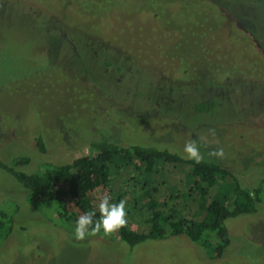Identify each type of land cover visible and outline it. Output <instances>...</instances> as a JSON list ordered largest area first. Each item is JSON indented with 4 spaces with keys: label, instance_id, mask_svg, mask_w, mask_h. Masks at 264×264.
I'll list each match as a JSON object with an SVG mask.
<instances>
[{
    "label": "rangeland",
    "instance_id": "1",
    "mask_svg": "<svg viewBox=\"0 0 264 264\" xmlns=\"http://www.w3.org/2000/svg\"><path fill=\"white\" fill-rule=\"evenodd\" d=\"M196 99L214 105L195 110ZM101 132L122 147L153 144L183 157L195 140L204 159L231 170L256 209L224 221L229 242L219 256L183 234L133 247L119 241V231L77 240L76 224L58 221L54 207L29 199L0 169V207L13 218L0 237V264H264L261 2L0 0V161L23 173L51 171L57 192L65 184L55 168L89 155ZM36 134L44 152L32 144ZM221 148L223 158L208 155ZM146 165L144 191L132 178L134 161L110 182L93 176L91 206L98 210L105 194L111 203L126 200V210L134 203L135 232L146 230L148 198L168 216L187 207L191 218L202 217L186 166ZM216 195L212 185L206 203ZM76 198L60 202L78 218Z\"/></svg>",
    "mask_w": 264,
    "mask_h": 264
},
{
    "label": "trees",
    "instance_id": "2",
    "mask_svg": "<svg viewBox=\"0 0 264 264\" xmlns=\"http://www.w3.org/2000/svg\"><path fill=\"white\" fill-rule=\"evenodd\" d=\"M257 1L264 5V0ZM213 103L214 101L209 99H196L192 105L195 110L206 111L212 109ZM101 133L103 136L92 137L89 141L91 150L89 155L75 157L70 162L55 168L59 173H63L65 184L64 188L57 192L54 191L56 190L55 175L49 170L40 173H23L7 167L2 161H0V169L13 177L18 185L26 191L29 199L32 196H37L40 197L41 203L54 207L57 220L70 224L72 228L78 218L66 209L65 205L60 202V198L64 195L70 196L71 199L77 196L74 206L81 215L93 210L94 208L86 195L87 191L95 186L92 180L93 176L98 177L99 181L103 179L110 182L119 171L128 173L129 167L134 161L132 178H135L136 183L143 190L148 186L151 174L150 167L146 165V162L152 164L161 161L174 167L186 166V177L191 183L188 192L197 194V206L203 212L202 217L199 220L191 218L187 207L186 212L182 209L179 212L174 211L176 213L172 214L173 217L168 216L160 212L162 204L148 198L143 203L149 212L145 219L146 230L135 232L129 228V218L134 210V203H132L133 210L130 208L126 210L127 226L119 230L118 236L119 241L128 247L148 240H161L170 235L183 234L190 241L199 244L206 252H209V255L214 252L216 256H219L229 242L224 221L228 217L252 212L256 209L254 203L251 202L252 196L249 191L240 187L231 170L218 162L204 159L203 162L197 164L194 160L153 144L135 143L122 147L116 139L107 138L106 135L104 136L105 133ZM31 141L39 152L45 151V143L40 134L34 135ZM120 151H123L124 155L117 156ZM212 185H216V200L207 204L206 194ZM186 197H188L187 194ZM116 198L119 199V195ZM94 219H99L98 210ZM12 224L11 214L0 207V237L5 238L11 232Z\"/></svg>",
    "mask_w": 264,
    "mask_h": 264
},
{
    "label": "clouds",
    "instance_id": "3",
    "mask_svg": "<svg viewBox=\"0 0 264 264\" xmlns=\"http://www.w3.org/2000/svg\"><path fill=\"white\" fill-rule=\"evenodd\" d=\"M213 135L215 130L212 129ZM184 152L186 158L194 160L197 164L204 161V155L200 151L195 140H189L185 143ZM209 156L217 158L224 157V150L216 149L208 153ZM111 197L107 194L103 195L98 205L99 219L96 217L97 209L85 212L76 220L74 235L77 240H84L88 236H95L103 230L105 236H110L118 232L121 228L127 226L126 200L121 199L118 203H111Z\"/></svg>",
    "mask_w": 264,
    "mask_h": 264
}]
</instances>
